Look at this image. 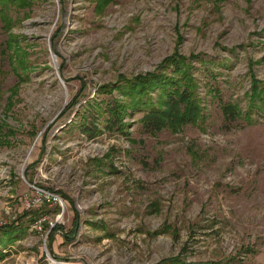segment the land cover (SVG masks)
<instances>
[{"label":"rangeland","instance_id":"374dc122","mask_svg":"<svg viewBox=\"0 0 264 264\" xmlns=\"http://www.w3.org/2000/svg\"><path fill=\"white\" fill-rule=\"evenodd\" d=\"M96 2L0 19V119L16 131L0 146V236L22 230L0 264H264V109L225 121L219 102L245 108L250 70L264 84V0ZM174 50L201 55L203 125L152 136L136 113L124 133L84 134L102 86Z\"/></svg>","mask_w":264,"mask_h":264},{"label":"trees","instance_id":"16d2710c","mask_svg":"<svg viewBox=\"0 0 264 264\" xmlns=\"http://www.w3.org/2000/svg\"><path fill=\"white\" fill-rule=\"evenodd\" d=\"M32 2L33 0H0V19L3 21V26L11 28L17 18H13L10 12L27 10L28 13ZM108 2L109 0H97L96 5L102 9ZM9 41L12 43L13 40ZM14 44H16L15 41ZM200 56L198 53L185 56L174 50L173 53L164 57L154 70L131 77L119 75V80L115 84L102 86L100 92L108 93L112 97L105 103L103 109L99 108L98 114L92 117L93 121H88L89 124L82 129L84 134L93 138L103 130H117L124 133L126 123L123 118L136 113L141 114L139 121L144 131L152 136L162 129L177 132L187 124L203 125L207 114L205 107L201 105L202 98L196 91L197 78L191 64ZM258 62H264V57ZM222 64L226 66L225 63ZM249 73L250 88L246 93L247 101L244 109L236 103L219 101L225 121L242 117L249 122L253 111L261 108L260 104L264 109V84L251 70ZM114 90L119 97L113 95ZM10 104L11 99L8 101V105ZM101 114L104 115L102 117L104 122L100 131L96 121ZM15 132V129L8 127L0 119V146L9 145L11 143L9 138L13 137ZM38 209L32 212L36 213ZM58 227L48 225L49 241ZM1 230L0 246L6 247L16 240L17 234L22 232L20 228L13 225H8ZM2 248H0V259L5 255Z\"/></svg>","mask_w":264,"mask_h":264},{"label":"bare ground","instance_id":"6f19581e","mask_svg":"<svg viewBox=\"0 0 264 264\" xmlns=\"http://www.w3.org/2000/svg\"><path fill=\"white\" fill-rule=\"evenodd\" d=\"M53 62H54V64L56 65L57 63V61L55 60V58H53ZM43 220V219H42ZM42 220H39V221H42ZM37 223V222H36Z\"/></svg>","mask_w":264,"mask_h":264}]
</instances>
